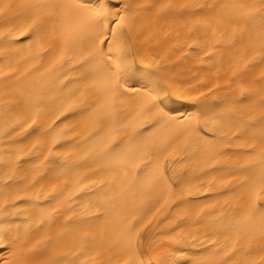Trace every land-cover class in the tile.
<instances>
[{"label": "snow or ice", "instance_id": "6c2138e0", "mask_svg": "<svg viewBox=\"0 0 264 264\" xmlns=\"http://www.w3.org/2000/svg\"><path fill=\"white\" fill-rule=\"evenodd\" d=\"M0 264H264V0H0Z\"/></svg>", "mask_w": 264, "mask_h": 264}, {"label": "bare ground", "instance_id": "6f19581e", "mask_svg": "<svg viewBox=\"0 0 264 264\" xmlns=\"http://www.w3.org/2000/svg\"><path fill=\"white\" fill-rule=\"evenodd\" d=\"M195 101H189L188 103H194ZM222 191H223V189H222Z\"/></svg>", "mask_w": 264, "mask_h": 264}]
</instances>
